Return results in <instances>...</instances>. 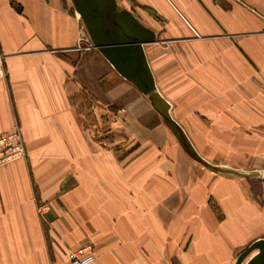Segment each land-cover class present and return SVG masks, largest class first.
<instances>
[{
    "label": "crops",
    "instance_id": "crops-1",
    "mask_svg": "<svg viewBox=\"0 0 264 264\" xmlns=\"http://www.w3.org/2000/svg\"><path fill=\"white\" fill-rule=\"evenodd\" d=\"M96 1L90 6L114 8L110 14L130 27L134 16L119 14V3ZM134 1L148 10V26L155 29L157 17L164 19L162 37L188 43L187 56L202 66L210 88L226 89L232 113L242 103L244 120L264 121V0ZM78 11L74 0H0L7 71L0 79V135L19 125L27 150L25 159L0 167V264L50 263L37 212L43 200L68 210L63 215L56 206L48 214L51 233L61 235L64 245L75 248L99 229L94 240L101 246L91 264H235L243 248L264 237V207L243 186L226 180L216 187L219 217L206 205L202 182L138 177L136 170L124 177L112 157L91 155L86 121L96 104L106 112L132 108L135 101L128 97L129 80L90 45ZM234 90L246 95L244 101L236 102ZM146 98V113L164 118ZM131 112L133 121L144 120ZM158 183L160 194L150 187ZM156 200L166 201L163 208H155ZM54 237V249L60 248Z\"/></svg>",
    "mask_w": 264,
    "mask_h": 264
},
{
    "label": "rangeland",
    "instance_id": "rangeland-1",
    "mask_svg": "<svg viewBox=\"0 0 264 264\" xmlns=\"http://www.w3.org/2000/svg\"><path fill=\"white\" fill-rule=\"evenodd\" d=\"M94 2L97 1L89 0L88 3L93 5ZM107 3L113 5L119 3L121 8L118 10L119 14L127 11L128 14H133L134 18L127 22L142 39V47L146 53L145 65L152 90L160 107L180 126L183 138L195 156L186 149L180 132L173 125L155 111L146 113L149 110L147 96L139 86L134 73L133 45L110 24L96 19L86 22L91 36L90 45L94 47L98 43H105L107 54L109 56L113 54L114 58L120 61L123 73L119 72L132 86V92L128 97L135 102L132 103V108L123 106L116 111L115 108L110 110L108 107L106 112L96 104L90 116H87L89 120L86 121L89 129L86 134L91 141V155L98 158L108 156V160L112 157L116 164L122 165L124 177H130L131 171L136 170L135 174L138 177L148 175L155 178L179 177L189 178L192 180L191 183L202 182L203 190L208 197L206 205L219 217H222L223 210L216 199V187H221L226 180H233L237 186H243L246 193L264 207V121L258 118L244 120L241 110L246 104H236L235 112L232 113L227 105L226 89L210 88L212 82L203 79L206 74L200 72L202 66L194 63V57L187 56L186 50L190 47L185 45L188 43L162 37L161 27L166 26L162 17H157L158 23H155L154 29L147 24L148 10L145 6L134 0H127V3L123 0H107ZM108 10L114 14L116 12L112 7ZM240 90L249 92L245 88ZM236 94V102L244 101L245 94L244 96L238 92ZM217 106L221 109L219 112L216 111ZM131 109H135V113L143 116L144 120L130 119ZM230 116H234L235 120L231 121ZM244 116L248 117V114ZM150 126H153L152 129L147 128ZM158 184H154V190L153 186L150 187L151 191L160 194L162 185ZM165 202L156 200L155 208H163ZM45 204L49 208L44 214L39 213V207ZM56 206L61 214H68V210L59 206L56 200H43L37 206L48 240L49 264H65L69 251L81 247L88 248L96 258L101 244L94 240V236L99 234V229L98 232L91 229L93 232L86 233L75 248L64 245L65 239L61 235L51 233L52 220L49 215ZM60 216L58 214L56 219H61ZM53 236L57 238L54 237V240L60 242H58L60 248L54 249ZM260 239L264 237L252 241L239 255ZM259 252V249L255 248L241 264H247Z\"/></svg>",
    "mask_w": 264,
    "mask_h": 264
},
{
    "label": "water",
    "instance_id": "water-1",
    "mask_svg": "<svg viewBox=\"0 0 264 264\" xmlns=\"http://www.w3.org/2000/svg\"><path fill=\"white\" fill-rule=\"evenodd\" d=\"M77 6V9L84 14L86 22L90 19H97L102 18L106 19V22L110 24L113 28H115L124 38H127L129 42L133 45L134 48V73L135 77L137 79V82L141 89L147 94V96L150 98L152 103L154 104L155 108L163 115L166 122L173 125L178 132H180L183 144L186 147V149L194 155V152L191 150V148L188 146L186 140L183 138L182 130L178 123L173 120L169 114H167L159 105L156 96L152 90L151 83L148 77V71L146 70L145 65V54L144 50L142 48V39L136 32V30L131 29L130 27H127L124 23H121L117 19H115L111 14L110 10L107 12L100 11L99 9H96L94 7H91L88 3L89 0H74ZM100 48V50L104 53V55L112 62V64L117 68L118 71L122 72L120 61L116 60L114 58V55H108L107 54V47L105 43H98L96 45ZM195 156V155H194ZM197 157V156H196ZM259 249V253L254 256L247 264H264V239H260L258 241L253 242L250 246H248L247 249H245L240 255L237 260V264H241L243 259L250 254L251 251L254 249Z\"/></svg>",
    "mask_w": 264,
    "mask_h": 264
},
{
    "label": "built area",
    "instance_id": "built-area-1",
    "mask_svg": "<svg viewBox=\"0 0 264 264\" xmlns=\"http://www.w3.org/2000/svg\"><path fill=\"white\" fill-rule=\"evenodd\" d=\"M5 55L0 52V79L6 78ZM27 157L26 142L22 129L16 125L10 131L0 135V167L10 162ZM49 206L39 207V213L44 214ZM93 253L86 247L70 250L65 264H91L94 260Z\"/></svg>",
    "mask_w": 264,
    "mask_h": 264
}]
</instances>
